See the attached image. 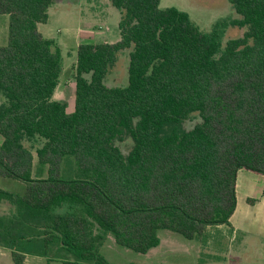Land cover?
I'll use <instances>...</instances> for the list:
<instances>
[{"label": "trees", "instance_id": "obj_1", "mask_svg": "<svg viewBox=\"0 0 264 264\" xmlns=\"http://www.w3.org/2000/svg\"><path fill=\"white\" fill-rule=\"evenodd\" d=\"M109 1L119 40L78 45L68 111L53 98L60 49L38 29L53 0H0V178L23 184L20 193L0 187L11 205L0 247L14 264L27 255L111 264L94 227L140 253L159 244L160 229L204 241L209 228L232 231L238 171L264 177V0H229L239 16L230 24L246 29L224 45L226 21L206 32L160 0ZM128 48V83L108 87V68ZM192 113L201 121L180 129ZM124 137L127 154L116 145ZM25 140L41 141L38 174Z\"/></svg>", "mask_w": 264, "mask_h": 264}, {"label": "rangeland", "instance_id": "obj_2", "mask_svg": "<svg viewBox=\"0 0 264 264\" xmlns=\"http://www.w3.org/2000/svg\"><path fill=\"white\" fill-rule=\"evenodd\" d=\"M160 8L175 7L188 14L189 18L203 31H210L216 22L226 21L221 43L243 35L246 27L230 24L239 18L229 0H160ZM120 11L109 0H53L48 8V21L39 29L54 40L61 52L62 73L54 90L53 98L67 102V110L74 107V62L76 51L83 42H109L119 40L118 23ZM8 15H0V46L7 43ZM131 48L117 52L113 64L103 79L108 87H122L128 83L129 52ZM87 77H89L87 75ZM0 95V103L3 101ZM201 121L197 113H192L179 128L189 130ZM2 136L0 135V142ZM41 141H24L34 155V172L38 174L35 148ZM123 154L132 146L130 137L116 141ZM72 159L71 157H66ZM65 166V163L63 167ZM44 167V166H43ZM46 170V167H44ZM0 187L13 193H20L23 184L8 178H0ZM264 177L246 170H239L236 180L237 206L230 218L236 227L232 233L229 226L209 228L207 239H186L176 232L160 229V242L145 253H140L117 244L111 232L94 227L95 233L102 235L100 252L111 264H264ZM252 198L253 203L246 202ZM11 205L0 204V214H8ZM65 206L57 208L62 212ZM63 257L70 256L59 252ZM0 264H14L8 249L0 247ZM24 264H61L58 259L47 261L40 256L27 255Z\"/></svg>", "mask_w": 264, "mask_h": 264}, {"label": "crops", "instance_id": "obj_3", "mask_svg": "<svg viewBox=\"0 0 264 264\" xmlns=\"http://www.w3.org/2000/svg\"><path fill=\"white\" fill-rule=\"evenodd\" d=\"M48 21V20H47ZM40 25V24H39ZM38 29H39V26H38ZM40 30V29H39ZM40 32H41V30H40ZM42 33V32H41ZM43 34V33H42ZM44 35V34H43ZM45 36V35H44ZM46 37V36H45ZM48 38V37H47ZM58 46V45H57ZM55 99V98H54ZM1 183H4V181H0ZM264 185V184H263ZM248 199V198H247ZM246 199V202H248V200ZM249 203V202H248ZM0 204H3L4 206H5V202H0ZM236 206H237V204H236ZM236 210V209H235ZM235 212V211H234ZM234 214V213H233ZM231 227H232V233H235V231L236 230H238V229H236V227L234 226H232L231 225ZM230 228V227H229Z\"/></svg>", "mask_w": 264, "mask_h": 264}]
</instances>
